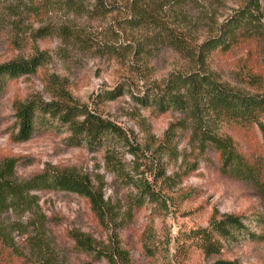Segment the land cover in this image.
<instances>
[{
  "label": "rangeland",
  "instance_id": "rangeland-1",
  "mask_svg": "<svg viewBox=\"0 0 264 264\" xmlns=\"http://www.w3.org/2000/svg\"><path fill=\"white\" fill-rule=\"evenodd\" d=\"M105 1L108 12L91 15L58 0H0V63L35 55L43 60L35 73L0 86V162L15 158L20 180L44 170L87 175L102 188L105 209L102 219L85 196L31 191L29 201L0 208V264H264L261 191L225 170L216 148L199 146L188 113L161 111L137 98L164 88L172 72H189L195 62L188 49L215 33L245 0H162L176 5L154 13L155 21L174 31L184 47L156 22L129 26L130 0ZM206 64L226 86L264 92L262 46L217 51ZM118 85L124 91L113 99L104 96ZM63 93L75 99L71 103L116 121L131 144L74 146L68 126L56 120L38 124L29 140L18 141L15 100L61 101ZM231 132L224 123L217 130L223 136ZM238 140L252 150L262 138L257 130ZM142 182L155 192L153 198H146V189L141 193ZM215 211L241 216L263 238L242 233L207 256L198 231L209 228Z\"/></svg>",
  "mask_w": 264,
  "mask_h": 264
},
{
  "label": "trees",
  "instance_id": "trees-1",
  "mask_svg": "<svg viewBox=\"0 0 264 264\" xmlns=\"http://www.w3.org/2000/svg\"><path fill=\"white\" fill-rule=\"evenodd\" d=\"M58 1L72 7L76 12L91 15H103L109 9L105 0ZM171 4L176 5L175 2ZM171 4L162 0H130L128 9L131 16L126 22L132 28L148 27L156 22L155 25L165 28L164 32L170 35L168 38L184 47L181 40L172 35L174 31L166 29L164 23H159L154 18V13L166 11L167 8L171 10ZM261 46L264 47V0H245L218 25L215 33L196 44L194 50L188 49L191 59L195 62V68H191L189 72H172L164 88L158 91L147 89L137 98L142 103L155 105L161 111L174 108L188 113L192 121L193 135L199 146L203 150L209 146L216 148L221 154L223 168L252 181L264 197V92H246L226 86L216 79L206 64L209 56L217 51L227 52L236 47H243L252 52ZM42 63L40 55L0 63V86L7 80L35 73ZM121 91H124L123 86L118 85L104 96L113 99ZM61 96V101H45L41 97H32L26 101L15 100L13 108L19 124V132L16 135L18 141L29 140L38 124L53 123L56 120L68 126L71 133L69 139L74 146L87 144L95 148L109 140L113 143L120 141L131 144L128 133L116 121L90 110L87 106L71 103L69 100L75 99L68 93ZM47 115L49 117H46ZM223 123L233 132L219 135L217 130ZM257 130L262 138L259 146L252 150L246 149L238 138L243 134L249 137ZM16 163L17 160L13 157H6L0 162V208L9 203L29 201L31 191L63 190L87 197L95 213L104 218L102 188L95 187L89 176H79L69 171L44 170L28 179L20 180L16 174ZM146 185L142 182L139 186H144L141 193L146 189L144 194L147 199H151L155 192ZM241 218L238 215L219 214L215 211L209 228L198 231L200 249L207 256H211L219 253L226 241L236 239V235L248 232L254 240L263 238V234L249 231ZM258 218L259 222H264V214L259 213ZM75 239L83 243V239L78 235ZM36 264L53 262L44 260ZM214 264L238 263L218 260Z\"/></svg>",
  "mask_w": 264,
  "mask_h": 264
}]
</instances>
